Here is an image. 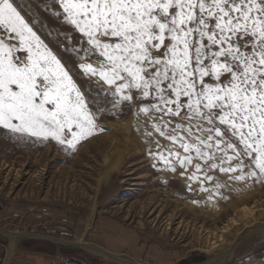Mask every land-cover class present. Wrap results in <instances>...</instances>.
Here are the masks:
<instances>
[{
	"label": "rangeland",
	"instance_id": "374dc122",
	"mask_svg": "<svg viewBox=\"0 0 264 264\" xmlns=\"http://www.w3.org/2000/svg\"><path fill=\"white\" fill-rule=\"evenodd\" d=\"M14 3L84 93L97 127L72 149L0 126L3 254L8 257L5 232L10 231L79 243L80 248H60L62 264H120L101 251L117 247L121 258L139 264H213L222 256L221 264H228L256 242L264 243V181L234 180V174L214 169L208 173L213 180L203 183L209 191H201L200 182L189 179L196 160L185 169L175 156L169 157L176 168L171 171L152 154L162 151L167 156L172 148L184 155L183 149L155 131L154 124L163 125V114L140 111L157 103L154 94L122 101L114 88L87 77L79 64H94L102 57L66 20L60 0ZM6 42L19 47L18 40ZM163 121L168 122L166 132L178 123L187 125L168 115ZM198 175L203 180V171ZM25 238L19 239L25 243ZM28 242L57 255L49 240L44 239L46 247L41 241Z\"/></svg>",
	"mask_w": 264,
	"mask_h": 264
},
{
	"label": "snow or ice",
	"instance_id": "6c2138e0",
	"mask_svg": "<svg viewBox=\"0 0 264 264\" xmlns=\"http://www.w3.org/2000/svg\"><path fill=\"white\" fill-rule=\"evenodd\" d=\"M60 4L66 20L102 57L96 67L81 64L85 74L115 86L122 101L154 94L157 103L142 107L144 113L187 121L166 132L161 116L155 131L179 143L184 155L169 148L167 156L161 151L154 158L173 172L169 157L185 169L196 160L189 179L199 181L201 191H209L203 183L213 180L208 173L214 169L234 174V180L264 181V0ZM0 30V126L75 149L97 127L84 93L14 0H0ZM12 40L18 48L6 42ZM21 51L26 55H15Z\"/></svg>",
	"mask_w": 264,
	"mask_h": 264
},
{
	"label": "crops",
	"instance_id": "0c3cea01",
	"mask_svg": "<svg viewBox=\"0 0 264 264\" xmlns=\"http://www.w3.org/2000/svg\"><path fill=\"white\" fill-rule=\"evenodd\" d=\"M17 232L18 231H10L9 234H6L7 236H9L8 237L9 240L6 244V248H9L8 257L7 255H5L6 251H3L2 249V244H0V264H62L61 263L62 258L60 257V253H59L60 248H64V247L67 248V246H69L68 248L81 247L79 243H70L69 241L61 240L46 235L41 236L42 234L40 233H37L35 234V236H33V234L22 233V232H19L20 234H17ZM102 232H104V234L108 233L105 230L104 231L102 230ZM21 237H26L25 243L21 242L20 240ZM44 239L52 242V244L55 246V249L57 250V255L55 256L50 255L43 249L41 250L38 248L35 249L34 248L35 246H33L30 242H28L31 240L41 241V243L43 242L42 246L46 247L44 246L46 245L44 244L45 243ZM104 246H105L104 248H107V245ZM86 248L89 249L90 247L86 246ZM89 250H93V247L90 248ZM101 251L109 254L111 256V257L109 256L110 258H113L120 264H139L137 262H131L129 260L121 258L119 255L120 248L118 249V247L112 249V251L111 250L110 251L101 250ZM4 252L5 254H3ZM4 255L6 257H4ZM52 258L53 260L51 263ZM116 258L121 260H118ZM221 258H219L218 261L217 260L213 261V264H221L220 262ZM92 264H96V263H92ZM202 264H206V263H202ZM228 264H264V243L259 244L258 242H256L251 251L245 253H243L242 251L240 255L235 257Z\"/></svg>",
	"mask_w": 264,
	"mask_h": 264
},
{
	"label": "bare ground",
	"instance_id": "6f19581e",
	"mask_svg": "<svg viewBox=\"0 0 264 264\" xmlns=\"http://www.w3.org/2000/svg\"><path fill=\"white\" fill-rule=\"evenodd\" d=\"M85 63H89V62H81L80 64H79V67H80V65L81 64H85ZM98 63L99 62H97V63H94V64H92V63H90V64H92L94 67H96V66H98ZM81 68V67H80ZM82 69V68H81ZM83 70V69H82ZM86 76L87 77H89V78H91L94 82H98V83H101V84H103V85H105V86H110V85H108V84H106L103 80H101L100 78H99V76H92L91 74H86ZM110 87H112V88H114L115 89V86H110ZM139 115V114H138ZM138 115H137V117H138ZM141 116V118L143 119L144 118V115L142 116V115H140ZM152 116V115H151ZM149 117V116H148ZM155 117V116H154ZM140 118V117H139ZM145 119V118H144ZM153 119H155L156 121H157V119L156 118H153ZM159 123H161V122H159ZM118 124H119V122H118ZM147 124V123H146ZM151 124V123H150ZM116 128V127H115ZM114 128V129H115ZM173 157V156H172ZM181 177V176H180ZM186 179V178H185ZM188 179V178H187ZM189 180V179H188ZM17 234H20L19 232H17ZM90 249V248H89ZM109 255V254H108ZM116 259H118V258H116ZM118 260H121V259H118Z\"/></svg>",
	"mask_w": 264,
	"mask_h": 264
},
{
	"label": "water",
	"instance_id": "95a60500",
	"mask_svg": "<svg viewBox=\"0 0 264 264\" xmlns=\"http://www.w3.org/2000/svg\"><path fill=\"white\" fill-rule=\"evenodd\" d=\"M6 234H9L8 232H5Z\"/></svg>",
	"mask_w": 264,
	"mask_h": 264
}]
</instances>
